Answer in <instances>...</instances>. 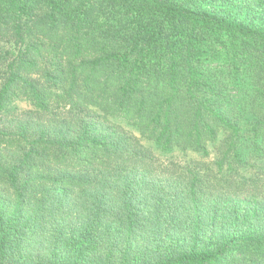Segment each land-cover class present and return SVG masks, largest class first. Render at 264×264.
Listing matches in <instances>:
<instances>
[{"label":"trees","instance_id":"16d2710c","mask_svg":"<svg viewBox=\"0 0 264 264\" xmlns=\"http://www.w3.org/2000/svg\"><path fill=\"white\" fill-rule=\"evenodd\" d=\"M263 160L264 0H0V264H264Z\"/></svg>","mask_w":264,"mask_h":264},{"label":"rangeland","instance_id":"374dc122","mask_svg":"<svg viewBox=\"0 0 264 264\" xmlns=\"http://www.w3.org/2000/svg\"><path fill=\"white\" fill-rule=\"evenodd\" d=\"M14 106L20 111H24V110H28L32 108L31 103L27 100H19L14 104ZM127 129L137 136L136 131H134L130 127H127ZM221 139L222 137H220L217 142L219 143ZM143 143L147 147H151L154 150L155 155L161 160V162L166 163V164H169L170 162H175V163L183 165V164L189 163L190 161H204L214 166V163L218 157L217 152L214 148V145H211L209 147V150L211 152L210 156L207 158H204L201 155L191 152V151L184 152L180 150H173L171 153H166L162 150L154 148L152 144L149 143L148 141L144 140ZM263 165H264V160H263Z\"/></svg>","mask_w":264,"mask_h":264}]
</instances>
